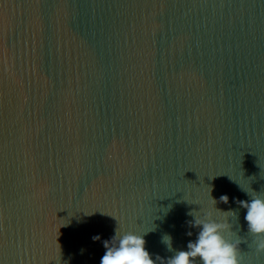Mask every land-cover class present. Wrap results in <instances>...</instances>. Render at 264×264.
Returning <instances> with one entry per match:
<instances>
[{
  "label": "water",
  "instance_id": "95a60500",
  "mask_svg": "<svg viewBox=\"0 0 264 264\" xmlns=\"http://www.w3.org/2000/svg\"><path fill=\"white\" fill-rule=\"evenodd\" d=\"M241 188L264 191V0H0V264H100L116 230L167 264L165 234L229 209L264 264Z\"/></svg>",
  "mask_w": 264,
  "mask_h": 264
},
{
  "label": "clouds",
  "instance_id": "9594fccd",
  "mask_svg": "<svg viewBox=\"0 0 264 264\" xmlns=\"http://www.w3.org/2000/svg\"><path fill=\"white\" fill-rule=\"evenodd\" d=\"M242 190L250 200H240L237 203L246 209L244 220L247 223L248 234L254 237L252 243L255 244L256 251L264 252V191ZM212 201L215 206L216 200ZM220 201L227 204L229 198L223 195ZM223 213L225 220L222 222L214 219L208 212L202 217L196 216L194 211L189 213L194 217V220L189 222L190 226L198 229V232L196 239L188 242L187 250H174L171 236L165 234L161 242L166 245L168 251L174 252V255L166 259L167 264H195L196 258L200 259L201 264H240L239 246L242 242L247 243V240L240 236L236 240L226 238V232H234L229 218L235 217L238 220V214L232 209ZM188 235L191 236L192 233L189 232ZM236 235L238 236L237 233ZM93 239L98 240L100 237L96 236ZM112 241H118V245L112 244ZM145 245L144 234L137 235L133 232L121 234L116 230L111 241H104L106 252L100 264H155L156 259L165 260L159 256L154 260Z\"/></svg>",
  "mask_w": 264,
  "mask_h": 264
}]
</instances>
